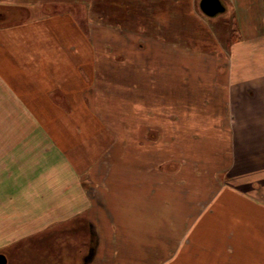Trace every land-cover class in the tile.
<instances>
[{"label":"crops","instance_id":"1","mask_svg":"<svg viewBox=\"0 0 264 264\" xmlns=\"http://www.w3.org/2000/svg\"><path fill=\"white\" fill-rule=\"evenodd\" d=\"M201 1L81 0L83 5L88 4L89 16L90 13L98 14L95 21L85 23L73 16L40 22L35 29L41 31L42 36L20 38L21 47L14 56L9 52L12 46L10 37L0 38V236L5 238L6 232L13 229L17 231L18 252L26 263L35 256L36 260L45 264H60V261L54 263L51 259H57L55 255H58V247H39L31 238L63 222H83L85 233L89 234L91 250L88 253H92V259L87 263L85 258L77 262L73 252L69 251V248L77 247L73 241L72 245H67V261L61 264H118L123 253L130 251L136 255L140 249L144 253L154 247L159 222L182 221V199L178 192H181L185 183L180 178L181 162L177 161L178 165L175 164L179 167V179L172 182L167 178L168 182L164 185L161 184L162 180L175 173V166L166 170L164 164L171 160H155L156 157L170 155L164 143L157 150L154 145L144 148V144H140L142 140L139 142L138 137H134L130 140V147H134V151L119 150L114 152L113 157L108 155L110 150L107 149L105 138L99 139L101 148L92 143L91 136L86 137L82 130H78V134L74 130L60 135L56 128H52L56 121L34 116L29 110H36L45 101L60 100L67 104H86L90 108L93 101L96 102L99 92L95 90L97 84L86 79L91 66L102 71L106 70V63L113 67L115 65L112 62L138 61L137 56L146 43L158 53L156 57L154 50V54H148L147 60L150 62L168 60L169 54L165 51H170L168 49L172 37L182 39L179 43L173 40L177 46H182V62H207L210 58L215 62L219 55V40L212 26L205 21L212 17L203 13ZM220 1L225 11L228 4L231 5L242 33L241 41L232 43L229 47L228 59L230 56L242 57L243 62L246 59L258 63L255 65L258 72L251 74L254 80H248V83L253 84V88H260L259 93L263 98L264 28L258 29L256 26L253 32H249L248 25L257 20L251 16V0ZM259 5L264 7V0H260ZM259 17L260 13L257 18L262 19ZM6 30L7 28L0 33L5 34ZM247 32L249 38H246ZM150 37L155 41L152 40L151 43ZM65 51L68 54H64ZM250 53L259 55L258 59H249ZM229 71L227 78L234 77ZM197 74V70H190V74L187 69L182 70V77ZM218 75L216 70V76ZM241 77L248 79L250 75L243 71ZM75 79H80L77 86ZM229 82L227 92L233 98V82ZM238 92L240 90L237 89L236 93ZM75 94L80 96L75 99ZM246 94L249 95L250 92L245 91L240 97L243 99ZM232 98L226 103V109L234 117L228 120L227 138L219 137L218 140L231 142L234 152L237 143H240L242 157H256L255 154L251 155L248 145L256 138L264 143V117H246L245 112L244 116H240V106H236ZM187 102L182 99L184 121L187 120L189 109ZM200 119L194 116L192 121L196 125H213L217 122V119L213 121L212 116L206 118L205 122ZM93 141L95 142L94 139ZM69 142L72 144H68ZM80 143L84 145L79 146ZM77 149L82 150L81 156L74 153ZM141 152L147 156L144 162L139 157ZM178 154L184 159L194 158L184 151ZM257 157L264 158V148L259 149ZM262 171L259 173L260 179L264 177V168ZM156 176L161 180L158 184ZM224 189L226 193H231V188ZM262 206L260 204L256 209L261 228L250 232L251 234L237 236L238 239L257 238V259L255 262L250 260L252 252L248 247V255L244 252L237 258L244 264L246 261L247 264H256L257 261L258 264H264ZM3 250L5 249L1 247L0 253H5ZM76 252L79 253L78 250ZM83 253L85 257L87 250L83 249ZM203 255L208 254L202 252ZM235 255L232 252L229 257L228 252L225 255L224 252L212 250L206 259L201 256L197 262L224 264L232 262ZM225 258H228L227 261H224Z\"/></svg>","mask_w":264,"mask_h":264},{"label":"rangeland","instance_id":"2","mask_svg":"<svg viewBox=\"0 0 264 264\" xmlns=\"http://www.w3.org/2000/svg\"><path fill=\"white\" fill-rule=\"evenodd\" d=\"M80 2L81 0H0V31L7 28L5 34L0 33V38L10 37L12 46L9 52L11 51L14 56L19 53L21 47L20 38L42 36L41 31L35 29L40 22L73 16L85 23L95 21L98 14L90 13L89 16L88 4L83 5ZM259 4L260 0H251V16L257 20L251 21V25H248L249 32H253L256 26L258 29L264 28V7L263 5L259 7ZM258 13L261 16L259 19L262 18L260 20L257 18ZM205 21L212 26L219 40V55L215 62L213 58L208 59L207 62H182V46H177L173 42L174 40L179 43L182 39H173V37L169 49L166 47L170 51H165L169 54L168 60L150 62L147 60L148 54L155 53L154 57H156L158 53L145 42L141 54L137 56L138 61L112 62L115 65L113 67L110 63H106L107 68L102 71L96 66H91L86 79L97 84H94L95 90L99 92L96 95V102L93 101L90 108L86 104H77V102L67 104L66 101L60 100L45 101L36 110H29L34 116L56 121L52 128H56L60 135L74 130L78 134V130H82L86 137L91 136L92 143L101 148L103 147L99 139L105 138L107 149L110 150L108 155L113 157L114 152L119 150L134 151L135 148L130 147V140L134 137H138L139 142L142 140L140 144H144V148L154 145L157 150L159 145L164 143L170 155L166 154L163 158L156 157L155 160H171L170 163L165 162L164 168L169 170L175 166L176 171L171 177H165L161 184L165 185L168 182L167 178L172 182L179 179L177 161L181 162L180 178L185 183L181 192H178L182 199L180 201L182 221L159 222L160 227H157L154 247L144 253L140 249L136 255L130 251L123 253L118 264H198L197 260L201 258L202 252H207L208 255L202 256L206 259L212 250L224 252L225 255L228 252L229 257L232 252L236 254L237 261L234 259L224 264H240V262L244 264L237 258L244 252L248 255V247L252 252L250 260L255 262L257 259L258 245L255 243L257 238L238 239L237 236L251 234L250 232L261 228L256 209L260 204L264 208V177L259 178L261 176L259 173L264 168V158L259 159L257 153L260 148H264V143L256 138L248 145L251 155L255 154L256 157H242L240 143H237L234 152L231 142L218 138H227V123L232 116L234 117V114L226 109V103L232 98L231 93L227 92L229 81L233 82L232 99L236 106H240L241 110H238L240 116H244L243 112H245L246 117H264V95L262 98V94L259 93L260 88H253V84L248 83V80H254L251 74L258 72L255 70L257 69L255 65L258 63L246 59L243 62L242 57L230 58V56L228 59L229 47L242 39L236 15L230 4L224 13ZM152 37L149 39L151 43L154 40ZM246 38H249L248 32ZM64 54L68 52L65 51ZM250 55L249 59L256 60L259 56L254 53ZM15 58L18 59V56ZM186 69L189 74L190 70H197L199 76L182 77V70ZM228 70L234 77L227 78ZM243 71L250 75L248 79L241 77ZM79 83L80 79H75V86ZM237 89L240 92L236 93ZM245 91H249L250 94H246L242 99L240 96ZM77 96L80 95L75 94L74 98L77 99ZM182 99L188 101L186 121L182 119ZM194 116L201 118L200 121L203 119L204 122L206 118L212 116L213 121L217 119V122L214 123L215 125H200V123L196 125L192 121ZM47 126L50 128L49 123ZM127 140L129 142H126ZM81 145L84 143L79 144ZM139 149L141 150V147ZM79 150L74 153L81 156L82 150ZM180 151L181 154L184 151L194 158L184 159L178 154ZM139 157L143 162L146 161V153L141 152ZM80 160L83 158L80 157ZM152 160L153 158L150 159ZM260 166L262 167L259 168ZM159 178L156 176V184L161 181ZM225 187L231 188V193H226ZM156 210L159 211L158 208ZM4 235L5 238L3 235L0 236V248L5 249L3 251L8 254L11 264H25L22 254L18 252L17 231L13 229ZM88 235L85 233L83 222L75 221L60 223L31 239L39 247L57 246L58 260L51 259L54 263L60 261V264L67 261V245H72L74 241L77 247L69 248V251L73 252L77 262L85 258L87 263L92 259V253H88V250H91ZM243 240L245 244L242 243ZM76 248L79 253L76 252ZM83 249L87 250L85 257L84 253L82 254ZM227 259L225 258L224 261ZM31 261L33 260L28 259L27 264ZM203 264L210 263L205 261Z\"/></svg>","mask_w":264,"mask_h":264},{"label":"water","instance_id":"3","mask_svg":"<svg viewBox=\"0 0 264 264\" xmlns=\"http://www.w3.org/2000/svg\"><path fill=\"white\" fill-rule=\"evenodd\" d=\"M201 9L203 13L209 17H215L216 15L225 11V7L220 0H202ZM7 263V256L5 254H0V264Z\"/></svg>","mask_w":264,"mask_h":264},{"label":"flooded vegetation","instance_id":"4","mask_svg":"<svg viewBox=\"0 0 264 264\" xmlns=\"http://www.w3.org/2000/svg\"><path fill=\"white\" fill-rule=\"evenodd\" d=\"M67 247H69V246H67ZM6 256H7V258H8V263L7 264H11V262H10V258H9V256H8V254H6V253H4ZM40 255H38V257H39ZM49 257V255H46V257ZM57 255H55V257H56ZM47 257V258H48ZM58 257V256H57ZM56 257V258H57ZM46 261H48L47 259H46ZM25 264H27V263H25ZM30 264H45L43 261H41V260H36V258H35V256L33 257V261H31L30 262Z\"/></svg>","mask_w":264,"mask_h":264},{"label":"bare ground","instance_id":"5","mask_svg":"<svg viewBox=\"0 0 264 264\" xmlns=\"http://www.w3.org/2000/svg\"><path fill=\"white\" fill-rule=\"evenodd\" d=\"M57 247V246H56ZM64 248V247H63ZM67 248V247H66Z\"/></svg>","mask_w":264,"mask_h":264}]
</instances>
